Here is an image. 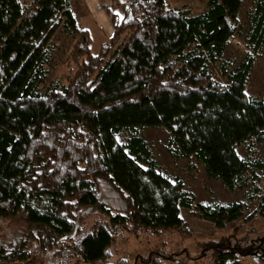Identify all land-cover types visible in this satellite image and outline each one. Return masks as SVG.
Masks as SVG:
<instances>
[{
  "label": "trees",
  "instance_id": "obj_1",
  "mask_svg": "<svg viewBox=\"0 0 264 264\" xmlns=\"http://www.w3.org/2000/svg\"><path fill=\"white\" fill-rule=\"evenodd\" d=\"M109 1L111 35L93 52L68 0H0V219L23 208L29 223L24 242L0 238V264H25L32 247L42 264H111L118 238L177 231L180 209L222 229L256 198L253 213L264 219V161L237 154L264 143V100L244 92L254 57L229 73L222 62L243 0H207L196 15L165 0ZM251 4L245 38L256 54L264 0ZM57 17L73 39L76 71L67 85L42 89ZM217 63L227 85L209 72ZM158 127L173 158H193L210 179L247 189L244 201L203 206L158 173L137 133ZM121 131L130 136L119 144ZM204 246L212 264H240L231 240Z\"/></svg>",
  "mask_w": 264,
  "mask_h": 264
},
{
  "label": "rangeland",
  "instance_id": "obj_2",
  "mask_svg": "<svg viewBox=\"0 0 264 264\" xmlns=\"http://www.w3.org/2000/svg\"><path fill=\"white\" fill-rule=\"evenodd\" d=\"M32 0H19L21 4H28ZM207 0H165L169 8L186 6L192 14L204 10ZM252 0H243L238 11L237 21L233 33L227 41L223 54L227 73L233 72L236 66L249 54L253 56V66L244 86V92L264 100V46L254 54L252 44L246 41L247 12L251 8ZM80 29H87L92 37V51L96 52L99 45L108 40L112 26L105 10L109 8V0H68ZM85 4V5H84ZM94 5V6H93ZM101 7L97 10L95 7ZM88 7L91 14H88ZM88 12L87 14L85 12ZM112 12L121 13L114 8ZM79 13V14H77ZM84 15H86L84 17ZM59 17L56 18L58 22ZM84 27V28H83ZM73 39L64 31L58 22L57 30L50 42L48 61L45 66L46 75L42 89L67 85L76 71L72 60ZM221 63L210 66L212 78L227 85L226 76L220 74ZM138 135L147 142L157 170L170 181L175 179L182 182L183 187L194 198L195 203L203 206L213 204L227 205L232 202L244 201V190H230L219 180L210 179L205 174L200 163L191 159L173 158L167 150L168 132L163 127L145 128L138 130ZM130 136L127 131L116 135L119 144L125 142ZM240 158H259L264 161V143L245 144L237 148ZM261 194L264 192V170L257 172ZM34 204H47L46 201L32 200ZM247 208L244 215L238 220L217 229L212 223L198 217L192 210H179L181 226L177 231H166L157 236L140 232L137 235L124 234L118 238L112 247L111 264H212L211 253L206 250L205 244L219 240H231V245L238 249L237 261L240 264H264V219L254 214L257 199L246 200ZM90 220V219H89ZM86 225L90 224L86 220ZM28 219L23 208L18 209L13 217L0 219V238L8 240L15 234L22 241L28 230ZM12 232V233H11ZM20 236V237H19ZM24 242V241H23ZM263 243V244H262ZM29 246L28 244L25 247ZM35 247L30 248V257L25 264H42L43 256L36 255ZM76 264V263H75ZM80 264V263H77Z\"/></svg>",
  "mask_w": 264,
  "mask_h": 264
},
{
  "label": "crops",
  "instance_id": "obj_3",
  "mask_svg": "<svg viewBox=\"0 0 264 264\" xmlns=\"http://www.w3.org/2000/svg\"><path fill=\"white\" fill-rule=\"evenodd\" d=\"M85 5V4H84ZM94 6V5H93ZM96 8H97V10H95V11H98V10H101V7H97V6H95ZM109 7H110V5H109ZM91 8L92 7H88V11H89V13L86 11L85 13L87 14H91ZM70 9H71V13H72V16H73V18H74V20H75V23H76V25L77 24H79V22H78V20H77V18H76V13H74V11H73V9H72V6H70ZM77 14H79V13H77ZM86 15H84V17H85ZM78 26V25H77ZM84 28V27H83ZM85 28H87V29H85V30H90V28L89 27H85Z\"/></svg>",
  "mask_w": 264,
  "mask_h": 264
}]
</instances>
